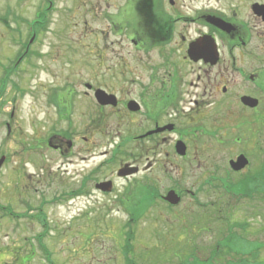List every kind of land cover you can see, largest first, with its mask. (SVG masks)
<instances>
[{"label":"flooded vegetation","instance_id":"af4514ba","mask_svg":"<svg viewBox=\"0 0 264 264\" xmlns=\"http://www.w3.org/2000/svg\"><path fill=\"white\" fill-rule=\"evenodd\" d=\"M119 2L97 0L89 10L84 8L85 1H79L77 5L83 11L82 36L89 29L95 38L92 55L98 59L106 51L113 60L111 65H105L104 57H100L103 61L98 63L110 72V86H95L105 82L104 77L97 76L100 80L95 83H84L87 92L83 93L96 107L95 116L87 125L91 137L106 133L101 131L105 120L113 119L114 131L112 128L107 131L110 135L115 133L111 137V153L108 156L102 154V161L80 174L76 168L68 170L65 165L72 167L82 162L78 149L76 157L72 154L75 139L84 126L77 124L74 135L66 129L49 132L41 141L35 140L34 151L42 161L40 164L45 161L40 150L52 151L59 157L72 185L49 198L51 183L46 184V189H39L35 187L39 186V181H32L36 173L14 174L13 196H24L18 204L27 214L19 216L7 212L6 217L11 219L7 220L10 231L6 236L4 228L0 231V264H100L103 239L119 244V250L115 245L112 247L109 263L117 264L115 258L120 256L119 264H142L140 259L132 256L131 241L134 240L130 230L139 229V220L149 210L154 208L164 218L163 222L170 225L165 231L169 235L174 229L173 224L178 223L180 228L196 224L187 222L189 213L186 211L191 206L208 221L226 223L230 201L239 197L240 173L231 169L229 162L239 157V145L245 139L239 112H258L241 104L242 108H239L240 98L250 95H239V86L253 85L259 90L258 84H264V0ZM49 8L52 9L50 2ZM53 15L54 12H34L27 20L11 16L16 29L24 30V39L19 38L13 45L17 47V53L23 50L22 55L29 54V59L41 56L37 47L48 40L47 34L51 35ZM86 16L99 20L102 28L97 32L89 28ZM63 29L64 25L57 29L56 38ZM28 35L30 39L25 44ZM64 35L65 32L60 33L59 41ZM108 40L110 45L105 43ZM45 44L48 49L52 47ZM60 48L58 46L59 51ZM82 48L88 47L82 45ZM244 57L259 61L262 68L245 75L242 69ZM19 59L27 61V58ZM250 75L254 76L253 80H249ZM96 91L111 97L110 103L99 104L95 100ZM68 92L69 101L63 105L59 98L58 106L56 104L58 120L67 124L70 123L75 90L68 89ZM3 125L2 122L1 129ZM6 127L9 133V125ZM81 139L88 142L87 137ZM205 153L208 156H200ZM215 153L228 154V157L219 164L210 156ZM0 159L6 160L2 151ZM122 159L132 163L122 162ZM117 163L115 172L108 170ZM195 164L203 168L201 173L196 174ZM124 165L127 167L119 175L117 171ZM132 168L137 171L131 172ZM121 185L122 189L119 188ZM29 194L37 196V205L31 204ZM168 195H176L178 204L165 201ZM92 196L102 204L90 209V213L97 216L96 220H84L89 217L88 207L73 203ZM113 204L127 218L123 226L118 227L123 237L109 236L108 229L115 222L108 219L111 210L104 211L103 208ZM184 204L188 207L181 211ZM60 207L64 219H58V214L55 221L47 219L46 208ZM5 209L0 203V212ZM167 219H173V222L167 223ZM100 229L104 231L100 232ZM162 234L158 231L153 240L158 246L162 245L160 248L164 251L162 247L167 240ZM219 235L221 237L215 241L216 251L211 249L205 261H226L227 235L223 230ZM4 238L8 242L6 246ZM169 255L163 264H185L177 262L184 261L183 249L177 247Z\"/></svg>","mask_w":264,"mask_h":264},{"label":"rangeland","instance_id":"374dc122","mask_svg":"<svg viewBox=\"0 0 264 264\" xmlns=\"http://www.w3.org/2000/svg\"><path fill=\"white\" fill-rule=\"evenodd\" d=\"M52 1L56 8V12L52 16L55 21L54 26H52L49 32L51 35H46L48 40L45 42L49 43L52 47L48 49L45 43L43 46L38 45L37 49L40 50L41 56L38 55L39 57L37 58H30L20 63L14 76L8 77V83L2 89L0 96V126L2 122L4 124L2 129L0 128V151L6 157L0 177V203L6 208L5 211L0 212V231L2 232L1 229L4 228V236L10 231V223L7 220L11 219L6 217L7 212L10 211L14 215L19 216L27 214L18 204L19 199L24 198V196H13L14 192L12 190L16 187L12 180L14 174L36 173L37 175L33 176L32 181H39V186H35L39 189H46V184L51 183V186L48 187L50 188L49 198L59 195V190L66 191L72 185L70 176L64 174L65 171L59 157L52 151L46 149L40 150L39 154H42L44 156L43 160H45L44 163L40 164L42 161L40 158H37L34 151L36 147L35 140L41 141L50 134L49 132L56 133L54 131H65L66 129L74 135L77 124L84 126L81 129V134L75 139L76 147L72 154L73 157H76L78 149L81 152L78 157H81L82 162L72 167L65 165V168H68V170L76 168L80 174L86 173L97 162L102 161V154L106 153L108 156L112 150L111 145L113 140H111V137H114L115 133L110 135L107 131L109 132L111 128L114 131L113 119L105 120L101 131H106V133L95 134L91 137V131L87 125L89 124V119L95 116L96 107L93 106L90 98L83 95L84 92H87L86 88H84V83H95L100 80L97 79V76L104 77L105 82L96 84L95 86H105L107 88L110 86L108 79L110 72H108V69L98 66V63L103 61V58L100 60V57H104L105 65H111L113 62V60H110L111 54L105 51L99 55L98 59L92 55L91 48H94L95 38L89 29L82 36L81 14L83 11L81 12V8L77 6L79 1H85L84 8L85 10H89L97 0ZM111 1L120 3V0ZM38 6L37 0H0V75H4L1 66H9L17 52V47L12 45L10 39L19 38L24 35L23 28L20 31L16 29V26L12 23L11 16L16 15L20 19H30ZM5 13H9V16H5ZM85 18L89 22V28H92L95 32L102 28V23L99 20H95L90 16H86ZM61 19H63L62 22L60 21ZM17 23L20 24V22ZM63 25L64 29L60 33L63 34L65 32V35L59 41L58 38L62 35L59 36V33L56 38L55 34L57 29ZM105 43L110 45V40ZM82 45L88 48L84 49ZM100 45L102 46V43ZM58 46H61V52ZM242 65L243 71L248 74L256 73L262 68L263 64L244 57ZM72 88L75 90V93L71 101L72 112L69 113L70 123L67 124L58 120L57 106L59 98L63 100V105L69 101L70 94L68 89ZM247 92L254 94L253 98L259 101V106L256 109L258 112H249L248 110L239 112V118L242 121V132L245 138V142L243 141L239 145V152L245 155L250 164L249 167L241 172L240 178H243L249 172L256 171L264 162V127L261 126L263 125L262 118L264 117V94L262 92H254L252 89H247L244 86L243 88L239 86V95ZM240 107L242 108L239 103ZM257 115H259V119ZM250 123L252 124L251 127H249ZM6 124L10 128L9 133ZM52 128L55 130H52ZM252 130L256 133L255 139H252ZM247 135H251V139L247 138ZM82 136L87 137V143L82 141ZM200 156H208V153ZM210 156L213 157L215 162L222 164L228 157V154L215 153ZM122 160V162L132 163L127 159ZM136 160L137 162H141L140 159ZM117 167L118 163L110 166L108 170L115 172ZM194 168L196 174L201 173L203 170V168H198L196 164ZM119 188L122 189V185ZM31 193L33 192L31 191ZM29 197L31 204L37 205V196L29 194ZM80 203H82L83 207H88L87 212H89V217H85L84 220H96L97 216L90 213V209L101 207L102 202L92 196L90 198H81L73 204L79 205ZM186 207H188L187 204L182 205L181 211ZM190 208L189 211H186L189 213L187 222L192 221V223L196 224L187 228H180L178 223L173 224L175 225L174 229L169 235L165 231L170 225L163 222L164 218L160 217L154 208L149 210L139 220V229L130 230L134 240L131 241V247L133 248L132 256H135V259H140L139 263L142 264H163L169 259V253L171 254V252L179 247V249H183L185 252L183 259L186 264H189L186 260H195V262L190 264H204L199 262L198 259L202 261L206 260L209 251L213 249L215 241L221 237L219 231L223 230L226 235L230 231L231 234L242 238L239 242L234 240L232 248L245 255V260H242V257L226 255V261L234 259L235 262L240 260V264L243 262L247 264H264V195L257 194L252 200L237 198L236 201H230L227 210V222L223 224L208 221V218L202 217L200 211L195 207L191 206ZM51 209H45L47 219L55 221L57 220V214L58 219H64L63 216L65 214L62 213V207ZM117 209L116 204L103 208L104 211L111 210L108 212V219L115 222V225L108 229L110 237H123L118 227L123 226L122 223L127 218L124 213L119 212ZM166 221L167 223H171L173 219H167ZM186 225L189 224L186 223ZM102 231L104 230L100 229V232ZM158 231H162V238L167 240L164 247H162L164 251H161L160 247L162 245L158 246L153 240V236ZM3 244L5 246L8 244L6 238H4ZM114 245L116 246V250H119L118 243L103 239L100 246V264H111L109 263V254L113 251L112 247ZM115 262L117 264L120 263V256L115 258ZM172 263H175V261Z\"/></svg>","mask_w":264,"mask_h":264},{"label":"trees","instance_id":"16d2710c","mask_svg":"<svg viewBox=\"0 0 264 264\" xmlns=\"http://www.w3.org/2000/svg\"><path fill=\"white\" fill-rule=\"evenodd\" d=\"M262 121H263V125L261 126L264 127V117L262 118ZM239 192L242 193V195H239V198L245 197L247 199L252 198L251 197L252 193L264 195V163H262L256 171L246 174L243 178H239ZM228 233L229 234L227 235V242L225 246L226 254L229 256L231 255L240 258L242 257V260H245L244 254H241L239 251H235L232 248V245L234 244L233 242H235L234 240H237L239 242L240 240H242V238L240 236H236L235 234H231L230 231H228ZM192 262H195V260H193ZM222 262L223 261H221L220 259H217V261L211 260L209 262H203V263L204 264H240V260L235 262L234 259H232V261H227V262L225 261L223 263ZM242 264H247V263L243 262Z\"/></svg>","mask_w":264,"mask_h":264},{"label":"water","instance_id":"95a60500","mask_svg":"<svg viewBox=\"0 0 264 264\" xmlns=\"http://www.w3.org/2000/svg\"><path fill=\"white\" fill-rule=\"evenodd\" d=\"M95 97L101 105H108V103H110L109 101L111 97H109L102 91H97L95 93ZM241 101L245 106H248L250 108H255L258 104L256 100L250 98H242ZM2 162L3 160H0V166ZM230 165L234 170L240 171L247 165V160L243 156H239V158L235 162H231ZM131 172H135V170H132ZM120 173H122V171H120ZM166 199L171 200L172 196H168Z\"/></svg>","mask_w":264,"mask_h":264}]
</instances>
